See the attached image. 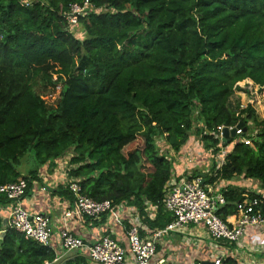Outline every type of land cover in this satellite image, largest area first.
<instances>
[{"label": "trees", "instance_id": "obj_1", "mask_svg": "<svg viewBox=\"0 0 264 264\" xmlns=\"http://www.w3.org/2000/svg\"><path fill=\"white\" fill-rule=\"evenodd\" d=\"M85 1L72 28L65 14ZM246 79L264 86V0H0V184L26 179L28 195L43 167L53 173L72 153L71 181L54 194L72 199L76 180L89 197L125 202L148 229H162L174 220L164 205L177 171L171 150L196 130L218 154L213 133L243 122L257 131L252 145L232 137L223 166L197 171L195 162L192 178L203 172L206 184L229 183L216 211L223 220L246 199H257L264 216V118L232 100ZM42 84L58 88L54 103L37 91ZM5 220L0 264H92L80 253L55 262L52 246Z\"/></svg>", "mask_w": 264, "mask_h": 264}, {"label": "built area", "instance_id": "obj_2", "mask_svg": "<svg viewBox=\"0 0 264 264\" xmlns=\"http://www.w3.org/2000/svg\"><path fill=\"white\" fill-rule=\"evenodd\" d=\"M89 1L83 4H73L66 15L72 28L78 24L79 16L85 15ZM254 84V83H253ZM259 89L261 88L258 85ZM254 100H250L254 108ZM245 105L244 107H246ZM238 125V124H237ZM229 127L230 129L237 128ZM222 126L218 133H213L214 138L220 139V151L214 153V148H199L203 151L193 150L188 147L184 154H179L176 159L180 160L181 173L173 176L169 182L168 190L164 199L165 208L170 211L174 220L165 228L150 230L143 225V218L138 211L128 205L121 203L113 205L110 200H96L84 194L78 181L69 183V189L73 194V205L65 211V218L69 217H89L94 220H101L104 216L117 221V224L128 222L127 243L108 233H101L95 240H86L73 233L72 230L64 227L59 232V241L53 243V230L51 228L50 217L43 212H35L23 206V200L27 196L29 183L26 179L17 182L0 184V194H4L9 199L7 207L8 226L25 235L28 239H33L43 245L52 246L58 250L56 261L64 259L73 251L87 257L92 264H166L157 256V248L160 241L166 234L175 231H182L188 225L204 226L214 241L227 242L229 244H240L247 226L254 225L264 229V216L256 207L259 205L257 199H246L238 204V213L233 215L234 221L229 218L223 220L217 213L219 205L225 204V197L222 188L228 186L227 183L214 182L205 183V175L192 178L193 163L200 160V164L208 163L207 157L216 158V172L225 162L223 153V129ZM252 128L249 130L243 124L236 130V141L252 142L248 138L249 133L253 135ZM195 140V139H193ZM204 156V158H202ZM205 171V169H204ZM255 190H261V185ZM147 211L151 217L156 215V207L148 203ZM144 227L145 234L141 233ZM55 245V247H54ZM57 252V251H56ZM46 264V263H45ZM194 264H227L226 257L220 252L209 259L196 261Z\"/></svg>", "mask_w": 264, "mask_h": 264}, {"label": "crops", "instance_id": "obj_3", "mask_svg": "<svg viewBox=\"0 0 264 264\" xmlns=\"http://www.w3.org/2000/svg\"><path fill=\"white\" fill-rule=\"evenodd\" d=\"M193 148L199 149L195 144ZM175 162L177 169L175 172L179 176L182 170L179 165L180 160L176 159ZM40 176L41 181H32V191L30 190L31 192L24 198L23 206L35 212L46 213L50 217L55 245L59 241V232L64 227L86 240H95L98 235L108 231L112 236L127 243L128 222L120 225L113 219L114 217H109L104 223L96 225L89 217L65 218V211L72 207L73 200L53 193L60 184H66L65 181L56 183L58 176L55 170L53 173L48 170L45 174L44 169H41ZM8 211L7 205H0V215L5 219ZM229 219L234 221L233 216ZM55 251L58 253V250ZM157 251V256L166 264H194L196 261L209 259L219 252L224 254L226 259L231 260V264H264V229L254 225L247 226L240 244H229L214 241L204 226L188 225L182 231L166 234L158 244ZM75 253L76 251H73L67 256ZM59 261L55 260V262Z\"/></svg>", "mask_w": 264, "mask_h": 264}, {"label": "rangeland", "instance_id": "obj_4", "mask_svg": "<svg viewBox=\"0 0 264 264\" xmlns=\"http://www.w3.org/2000/svg\"><path fill=\"white\" fill-rule=\"evenodd\" d=\"M75 32H77L78 36L80 38H82L84 36V33L81 31V26L79 27V30L75 29ZM239 88H237L235 90V93L232 97L233 102H236L237 100L240 101L241 103V107H244L245 105L248 104V102L250 100H254V106L256 109V114L259 120L264 118V86L261 87L259 89L258 85L253 84L252 80L250 79H246L244 81H241L238 83ZM37 91L39 93H41L43 95V97L45 98V100L49 103H54L57 95H58V88L56 89V91L50 90V89H46V86L44 84L40 85L37 88ZM252 122V121H251ZM200 125V124H199ZM257 131L253 128V133H256ZM191 139V140H190ZM189 139V141L181 148L180 151L175 152L174 150H171L167 147H162L161 151H167V150H171V155L170 157L176 161V158L179 156L180 152H182V154L184 153L185 150H187L188 147H191L193 150V144H195L196 148H204L205 146L203 145V141L200 139V134H198L196 132V130H194L193 134L191 135V138ZM195 139V140H193ZM134 146H137L138 148H143V142L139 139L138 141L135 142ZM233 143L229 144V145H225V147L223 148V153L228 154L231 152V150L233 149ZM199 151H203L201 149H199ZM181 155V154H180ZM72 157V153H69L68 155H66L64 158L57 160V168L55 169L56 171V175L58 176V180L56 183H58L59 181H65V183L71 181V178L68 174V169L70 168V159ZM202 158H204V156H202ZM207 161L208 163L204 164V162L202 164H200V160L197 161V163H199V165H201V168L196 169L197 171L202 170L207 171L208 168L212 167L214 165V167L217 165L216 164V158H213L212 156L207 157ZM182 163V162H181ZM181 163H179V165H181ZM26 166V165H25ZM24 166V167H25ZM23 167V170H26V168ZM183 168V166H182ZM42 169H44V173H48V167H43ZM47 171V172H46ZM238 183H240V185L242 183H246L245 178L243 177H239L236 178V180ZM260 185V183H259ZM258 184L256 185V187L259 186ZM32 191V190H31ZM30 191V192H31Z\"/></svg>", "mask_w": 264, "mask_h": 264}, {"label": "water", "instance_id": "obj_5", "mask_svg": "<svg viewBox=\"0 0 264 264\" xmlns=\"http://www.w3.org/2000/svg\"><path fill=\"white\" fill-rule=\"evenodd\" d=\"M243 125V122H239L238 125H237V128L241 127ZM237 128H233V129H230L229 127H224L223 129V142L224 143H229L230 142V139L232 137H235L236 136V130ZM205 177V175H203ZM7 221L5 220V223ZM5 235V231H2L0 233V245L2 243V239Z\"/></svg>", "mask_w": 264, "mask_h": 264}]
</instances>
